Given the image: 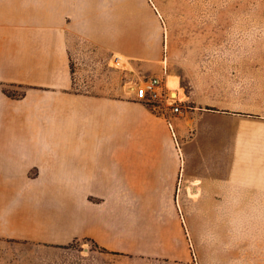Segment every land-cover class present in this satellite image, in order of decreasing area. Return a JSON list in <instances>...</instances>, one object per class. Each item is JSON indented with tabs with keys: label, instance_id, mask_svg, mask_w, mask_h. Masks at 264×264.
I'll use <instances>...</instances> for the list:
<instances>
[{
	"label": "crops",
	"instance_id": "crops-1",
	"mask_svg": "<svg viewBox=\"0 0 264 264\" xmlns=\"http://www.w3.org/2000/svg\"><path fill=\"white\" fill-rule=\"evenodd\" d=\"M142 11L123 0H0V264H28L4 256L28 243L159 249L141 213L175 200L250 203L245 239L264 264V76L257 91L239 73L226 87L202 73L181 86L180 116L154 110L127 91L161 70V23L149 3Z\"/></svg>",
	"mask_w": 264,
	"mask_h": 264
},
{
	"label": "rangeland",
	"instance_id": "rangeland-1",
	"mask_svg": "<svg viewBox=\"0 0 264 264\" xmlns=\"http://www.w3.org/2000/svg\"><path fill=\"white\" fill-rule=\"evenodd\" d=\"M123 2L137 6L141 14L146 2L154 8L164 36L158 76L173 93H180L179 100H185L183 90L186 92L189 82L202 73L217 75L216 84L224 87L232 84L228 81L231 73H239L242 84L258 91V80L264 76V0ZM148 77L137 78L127 91L132 93L134 86ZM183 126L185 134L192 131L188 121ZM172 141L180 153V137L176 135ZM147 204L141 220L147 221L149 231L162 235L163 247L159 249L139 254L104 252L81 239L65 246L11 245L4 256L27 259L28 264H259L255 257L258 245L245 239V221L250 219L244 217V211L251 209L250 203L175 200Z\"/></svg>",
	"mask_w": 264,
	"mask_h": 264
},
{
	"label": "built area",
	"instance_id": "built-area-1",
	"mask_svg": "<svg viewBox=\"0 0 264 264\" xmlns=\"http://www.w3.org/2000/svg\"><path fill=\"white\" fill-rule=\"evenodd\" d=\"M133 97L145 102L154 110L163 112L169 110L173 116L180 113V104L183 102L177 98L173 90L169 89L161 77H149L136 84L133 88ZM169 130L172 140H176L172 126Z\"/></svg>",
	"mask_w": 264,
	"mask_h": 264
},
{
	"label": "bare ground",
	"instance_id": "bare-ground-1",
	"mask_svg": "<svg viewBox=\"0 0 264 264\" xmlns=\"http://www.w3.org/2000/svg\"><path fill=\"white\" fill-rule=\"evenodd\" d=\"M164 47V46H163ZM114 56V55H113ZM112 56V57H113ZM115 58H116V60H115ZM115 60V61H114ZM114 60H112L111 61V63H112V65L113 66H115V67H123L124 68V66L126 67V65H125V60L124 59H122V57H119V56H114ZM163 62V61H162ZM126 68H128V67H126ZM168 78H170V80H171V77H168ZM173 78H174V76H173ZM172 78V79H173ZM169 80V79H168ZM172 81V80H171ZM173 83L174 82H177V81H175V80H173L172 81ZM173 83H171V84H173ZM168 84V83H167ZM170 84V83H169ZM170 87V86H169ZM177 88V87H176ZM175 92V91H174ZM180 94V93H179ZM177 95V96H180V95ZM178 98H181V97H178ZM177 151H180L179 149L177 150Z\"/></svg>",
	"mask_w": 264,
	"mask_h": 264
},
{
	"label": "trees",
	"instance_id": "trees-1",
	"mask_svg": "<svg viewBox=\"0 0 264 264\" xmlns=\"http://www.w3.org/2000/svg\"><path fill=\"white\" fill-rule=\"evenodd\" d=\"M93 245H95L96 247H99L97 244H95L94 242H91ZM101 248V247H99ZM104 252H109L108 250L104 249V248H101ZM111 253H114L116 254L115 252H111Z\"/></svg>",
	"mask_w": 264,
	"mask_h": 264
}]
</instances>
